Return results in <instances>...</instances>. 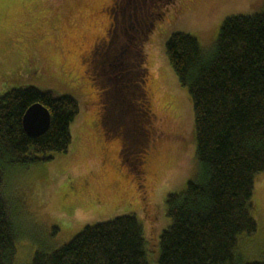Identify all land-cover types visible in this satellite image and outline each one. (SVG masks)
<instances>
[{"label":"rangeland","instance_id":"rangeland-1","mask_svg":"<svg viewBox=\"0 0 264 264\" xmlns=\"http://www.w3.org/2000/svg\"><path fill=\"white\" fill-rule=\"evenodd\" d=\"M174 1L0 0V96L31 86L80 104L67 153L6 174L18 231L14 264H31L36 251L60 248L88 225L131 214L142 224L149 264H158L170 225L166 198L186 189L197 166L192 101L166 42L185 32L209 50L228 17L264 11V0ZM113 16L127 46L110 36ZM138 19L143 31L134 43ZM108 33L105 51L97 43ZM252 216L257 231L238 242L243 262L264 260V173L255 180Z\"/></svg>","mask_w":264,"mask_h":264},{"label":"trees","instance_id":"trees-1","mask_svg":"<svg viewBox=\"0 0 264 264\" xmlns=\"http://www.w3.org/2000/svg\"><path fill=\"white\" fill-rule=\"evenodd\" d=\"M166 54L191 97L197 166L186 189L166 198L170 225L161 235L158 264H264L237 255L239 238L257 231L254 186L264 173V11L228 17L209 50L175 32ZM36 103L51 122L33 138L22 118ZM79 114L78 100L52 90L23 86L0 96V264H14L18 240L7 172L67 153ZM31 264L149 262L142 224L131 214L86 226L62 247L36 251Z\"/></svg>","mask_w":264,"mask_h":264},{"label":"water","instance_id":"water-1","mask_svg":"<svg viewBox=\"0 0 264 264\" xmlns=\"http://www.w3.org/2000/svg\"><path fill=\"white\" fill-rule=\"evenodd\" d=\"M50 122L49 111L40 103L31 105L22 118L26 134L33 138L44 134L49 129Z\"/></svg>","mask_w":264,"mask_h":264},{"label":"flooded vegetation","instance_id":"flooded-vegetation-1","mask_svg":"<svg viewBox=\"0 0 264 264\" xmlns=\"http://www.w3.org/2000/svg\"><path fill=\"white\" fill-rule=\"evenodd\" d=\"M168 1H170V0H168ZM173 2L175 3V1L173 0ZM113 3H114V1H113ZM113 3H112V5H113ZM116 8H118L117 7V4H116ZM115 9V7H113V10ZM111 12H112V7H111ZM117 12V11H116ZM115 13V12H114ZM146 17H142V20H144ZM119 23H121V20H118L116 17H114L113 16V20H112V28H111V31H110V36L112 37L113 35H116V34H118V37L116 38V41L117 42H114L115 44H118V48H120V47H122L123 45H126L127 46V44H128V42L126 41V39H124V38H122V36H121V34H120V26H119ZM142 28H143V26H142V23H141V21L138 19L137 21H136V24L134 25V26H131V30H132V32H133V35H132V37H130V38H132V40H133V42L135 43L136 41H138V39L140 38V37H138L139 36V34H141L142 33ZM108 36H109V33H108V35H107V37H103V38H101L100 40H99V42L97 43L98 45H100L98 48H100V47H102V49H104L105 51L108 49V48H110V44H111V42H108ZM129 41H131V40H129ZM133 44V43H132ZM97 45V46H98ZM98 48H96V49H98ZM118 55H119V51L117 52V55L115 56V57H118ZM106 56V55H105ZM120 56V55H119ZM136 114V113H135ZM138 115V114H137ZM139 115H140V113H139ZM150 156V155H149ZM149 156L144 160V162L143 163H145V165H147L148 163H149ZM149 158V159H148Z\"/></svg>","mask_w":264,"mask_h":264}]
</instances>
